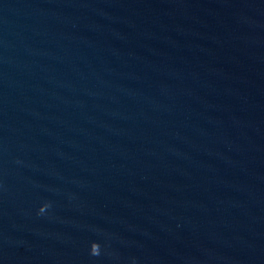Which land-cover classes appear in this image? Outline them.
Wrapping results in <instances>:
<instances>
[{
	"label": "water",
	"instance_id": "1",
	"mask_svg": "<svg viewBox=\"0 0 264 264\" xmlns=\"http://www.w3.org/2000/svg\"><path fill=\"white\" fill-rule=\"evenodd\" d=\"M0 264H264V0H0Z\"/></svg>",
	"mask_w": 264,
	"mask_h": 264
}]
</instances>
